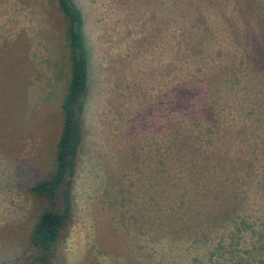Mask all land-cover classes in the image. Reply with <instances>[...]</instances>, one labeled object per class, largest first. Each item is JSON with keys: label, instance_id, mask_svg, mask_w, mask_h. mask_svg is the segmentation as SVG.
Returning a JSON list of instances; mask_svg holds the SVG:
<instances>
[{"label": "rangeland", "instance_id": "rangeland-1", "mask_svg": "<svg viewBox=\"0 0 264 264\" xmlns=\"http://www.w3.org/2000/svg\"><path fill=\"white\" fill-rule=\"evenodd\" d=\"M89 87L54 264H264V0H75ZM69 79L55 0H0V261L21 256Z\"/></svg>", "mask_w": 264, "mask_h": 264}, {"label": "trees", "instance_id": "trees-1", "mask_svg": "<svg viewBox=\"0 0 264 264\" xmlns=\"http://www.w3.org/2000/svg\"><path fill=\"white\" fill-rule=\"evenodd\" d=\"M55 2L65 21L69 79L59 103L61 123L53 166L48 173L24 185V192L37 199L42 208L26 233L24 253L1 260L0 264H54L73 217L74 176L89 87V49L82 9L75 0ZM263 233L264 229L260 234Z\"/></svg>", "mask_w": 264, "mask_h": 264}]
</instances>
